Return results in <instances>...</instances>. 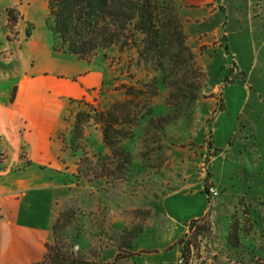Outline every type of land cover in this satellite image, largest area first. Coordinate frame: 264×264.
Here are the masks:
<instances>
[{"label":"rangeland","instance_id":"rangeland-1","mask_svg":"<svg viewBox=\"0 0 264 264\" xmlns=\"http://www.w3.org/2000/svg\"><path fill=\"white\" fill-rule=\"evenodd\" d=\"M162 1L178 9L185 27L181 1ZM220 1L224 5L220 14L207 13L206 7L193 9L199 20L191 22L194 35L186 31L197 70L205 79L198 99L167 127L159 142L151 132L144 145L141 126L145 121L134 125V135L124 141L131 163L123 178L113 174L97 178L90 167L77 179L80 158L88 157L100 166L103 160L96 155L110 152L93 117L96 110L127 100L119 106L123 111L142 113L152 107L155 115L171 110L163 85L158 95L143 92L129 102L125 85L146 90L143 83L161 77V72L136 47L118 45L90 62L56 51L46 24V0H0V92L7 91L10 101L23 92L24 108L38 110L40 117L46 115V127L42 122L40 132L50 147V152L39 149L36 159L29 157L27 143L20 146L17 159L12 158L14 146L9 156L0 149V168H8L13 161L18 171L32 166L33 171L8 183L57 185V190L46 191L47 198L40 190L42 217L35 218L42 229L48 226V241L55 220L63 212H73L77 221L70 231L84 234L82 245L97 250L115 247L122 231L129 229L137 236L144 221L151 218L134 243L137 248L160 246L172 234L157 200L183 183L182 170L187 175L191 169V182L204 186L210 199L224 201V205L212 204L211 230L198 239L192 237L191 263L236 264L237 256L226 245L225 234L230 223L238 221L245 230L241 231L247 250L244 259L251 264L255 251L258 263L264 264V0ZM216 158L213 171L218 169L221 193L212 196L210 186L220 191L210 178L211 160ZM156 162L166 165L162 171L153 168ZM195 162L200 166L192 168ZM50 195L55 199L50 200ZM48 210L54 218H46ZM215 210L218 219L213 217ZM114 216L124 220L113 223ZM73 250L77 252L78 246ZM166 252L165 260L175 258L173 250ZM147 258L132 261L148 264L151 255Z\"/></svg>","mask_w":264,"mask_h":264},{"label":"trees","instance_id":"trees-1","mask_svg":"<svg viewBox=\"0 0 264 264\" xmlns=\"http://www.w3.org/2000/svg\"><path fill=\"white\" fill-rule=\"evenodd\" d=\"M46 1V24L52 33L56 51L74 54L90 62L99 54L106 56L104 51L118 45L136 47L141 55L153 60L156 69L161 72V77L154 76L150 82L143 83L146 90L134 85L125 86L131 95L130 102L139 93L152 92L158 95L160 85H163L168 89L166 102L171 107L170 111L155 115L152 107L142 113L123 111L119 106L127 100L113 103L109 108L96 110L93 114L110 152L96 155L99 160H103L100 166H97L98 162L94 165L90 163L88 157L80 158L76 178L79 179L80 173H88L90 167H93L91 169H94L97 178L109 177V174L117 179L123 178L131 163L130 148L124 141L134 135V125L145 121L141 124L144 145L150 139L147 137L151 132V137L158 138L159 142L167 127L175 124L182 111L198 99L203 86L204 76L197 70L179 11L162 0ZM147 115L151 116L147 118ZM73 216V212H63L55 220L51 240L45 244L46 250L36 264H126L136 254V234L129 229L119 234L115 247L104 246V249L97 250L82 245L84 234L70 231L73 222L77 221ZM188 223V231L176 242L183 260L181 264H192L193 238L198 239L211 230L208 215ZM243 230L240 223L234 221L225 234L226 245L237 256L236 264H249L244 259V251L247 250L241 236ZM76 245L77 252L73 250ZM254 252L249 253L252 255V261H249L259 264Z\"/></svg>","mask_w":264,"mask_h":264},{"label":"crops","instance_id":"crops-1","mask_svg":"<svg viewBox=\"0 0 264 264\" xmlns=\"http://www.w3.org/2000/svg\"><path fill=\"white\" fill-rule=\"evenodd\" d=\"M180 1L182 3L181 13L186 20L185 28L190 35H194L192 33L191 22L199 20V17H197L198 11L193 9L206 7L207 13L220 14L221 8L224 6L220 0ZM222 24V20H219L217 23L219 26ZM23 102V92L18 91L11 101L8 98L7 91L0 92V149L9 156L8 150L11 146H14V157L12 158L17 159L20 153V146L27 143L29 147L31 146L28 152L29 157L36 159L39 149L43 148L45 151L50 152V147L44 141L43 135L40 132L42 122L43 127H46V115L40 117L38 110L24 108ZM31 103L35 107L34 98H31ZM217 159L211 160L212 166H210V171H212V177L210 178L220 190V185L216 181L218 169L216 168L213 171V165ZM192 165V168H194L198 164L195 162ZM165 166L159 165L157 162L153 164V168L158 171H162ZM188 166H191V164L189 163ZM177 167L181 169L182 166L178 163ZM31 169L32 166L26 170L18 171V169L14 168V161L8 168H0V264H31V262H38L42 258L45 252V244L51 236L48 226L42 229L40 225H37L35 218L42 217V212L39 211L41 208L39 200L42 198L40 190L45 192V198H47L46 191L57 190V185L55 184L53 187H50V185L19 186L17 183H8V180L13 181L14 177L18 175L33 171ZM187 171L189 173L187 175L185 170L181 171L183 183L180 182V184L175 185L170 190V193L164 195L162 200H157L159 203L158 208L164 214L166 224L170 228L169 231L172 234L170 235V239L160 246L152 247L141 246L137 248L134 243V252L136 254L126 264H134L132 259L136 257L143 260L148 259V255H151L148 264H152V262L154 264L176 263L180 257L179 247L176 245V242L182 234L187 232L188 222L192 219L208 215L212 211V204L215 207L218 204L224 205V201L217 202L210 199L204 186L200 183L191 182L190 174L192 170L187 169ZM37 173L40 174L41 172ZM52 176L50 175V177ZM9 184L13 186L10 188ZM219 192L221 193V190ZM52 197L55 199L51 195L49 199L51 200ZM143 203V206L148 207V202ZM48 212L46 218H54V213H51L50 210ZM217 213L215 210L214 219L219 218ZM150 219L144 221L141 232L136 238L145 231V225L151 223ZM123 220L115 216L112 218L113 223ZM170 226H173L172 230ZM168 249L175 252L174 259L165 260V257L168 255V252H166Z\"/></svg>","mask_w":264,"mask_h":264},{"label":"built area","instance_id":"built-area-1","mask_svg":"<svg viewBox=\"0 0 264 264\" xmlns=\"http://www.w3.org/2000/svg\"><path fill=\"white\" fill-rule=\"evenodd\" d=\"M209 193L212 196H217L219 194V191L215 186H210L209 187ZM182 262H183V260L181 257H179L178 260L176 261V263H178V264H181ZM166 264H169V263H166Z\"/></svg>","mask_w":264,"mask_h":264}]
</instances>
